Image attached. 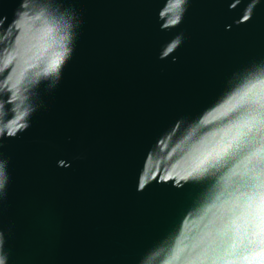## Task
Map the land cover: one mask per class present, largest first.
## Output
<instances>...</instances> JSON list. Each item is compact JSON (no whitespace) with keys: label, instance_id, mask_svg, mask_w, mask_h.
Listing matches in <instances>:
<instances>
[{"label":"water","instance_id":"95a60500","mask_svg":"<svg viewBox=\"0 0 264 264\" xmlns=\"http://www.w3.org/2000/svg\"><path fill=\"white\" fill-rule=\"evenodd\" d=\"M172 2L0 0L5 264H180L172 258L177 245L191 244L209 220L222 227L235 219V264H244L245 245L259 249L260 221L243 199L239 219L227 205L200 219L224 190L227 171L210 169L187 182L202 186L182 191L151 173L160 166L167 174L182 154L167 153L199 120L264 80V0H183L161 16ZM45 24L51 48L37 59L24 44L36 43L32 33ZM53 51L65 53L63 63L44 74L41 60L50 62Z\"/></svg>","mask_w":264,"mask_h":264},{"label":"snow or ice","instance_id":"6c2138e0","mask_svg":"<svg viewBox=\"0 0 264 264\" xmlns=\"http://www.w3.org/2000/svg\"><path fill=\"white\" fill-rule=\"evenodd\" d=\"M183 0H173V2L161 12L164 16L168 12H173L180 8ZM234 7V5H230ZM250 19L249 14L242 17V21ZM35 21H41V16H35ZM180 20L177 15L173 19H169L167 25H175ZM26 23V21H21ZM51 29L45 24L44 27H37L32 33V39L24 44L27 51L35 49L37 59L47 48H51L50 40ZM16 44L22 41L13 36ZM176 47L172 44L164 52V55L172 52ZM16 55H21L19 48H14ZM50 62L41 60V63H47L43 68L44 74L55 73L63 63L64 52H51ZM14 57L10 54L9 63ZM31 67V65H30ZM39 75V74H37ZM12 123H16L13 121ZM217 131L228 137V142L223 140L216 141ZM14 134V133H12ZM183 145V147H182ZM180 150V158L171 164L170 170H165L157 166L156 170L151 173V179L166 183L172 180L174 186L178 190L184 187H197L202 185L188 184L204 177L205 174H211L210 169L217 172L227 171L228 176L225 177V188L216 197V201L208 207L204 215L200 217L204 219L213 209L224 208L227 205V211L232 213L236 219V213L239 211L240 201L243 199L245 204L243 207L248 215L259 219V249L252 250L248 245L244 246L247 254L240 256L244 264H264V80L257 83L246 85L240 91L228 98L224 103L208 112L199 123L191 129L187 135L176 144L170 152L167 153L169 159L173 158V154ZM180 168L184 175L177 172ZM243 169L241 176L244 177L238 182V186L233 191H228V181L231 177L237 175V170ZM145 178L148 172L144 173ZM178 177V178H177ZM185 181V184H181ZM146 185V179H142L139 188L143 189ZM252 191V195L248 194V190ZM257 189L259 191H257ZM238 193V195H237ZM259 199L258 207H253L256 198ZM222 198H224L222 200ZM215 215V213H213ZM235 225V219L230 220L222 227H214L213 221L209 220L205 225L206 231L194 238L191 244H185L180 247L178 244L173 254V260L180 261V264H235L238 247L239 227ZM233 231L237 235H233ZM182 243V242H181ZM252 244L251 239L248 240Z\"/></svg>","mask_w":264,"mask_h":264},{"label":"clouds","instance_id":"9594fccd","mask_svg":"<svg viewBox=\"0 0 264 264\" xmlns=\"http://www.w3.org/2000/svg\"><path fill=\"white\" fill-rule=\"evenodd\" d=\"M215 140H216V141H221V140H223V141H225V142H228V137L224 136L223 133L217 131V135H216V137H215ZM0 243H2V242H0ZM0 264H5V262H4V258H3L2 256H0Z\"/></svg>","mask_w":264,"mask_h":264}]
</instances>
